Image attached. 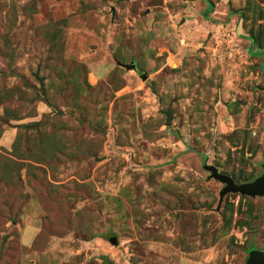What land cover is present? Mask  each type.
Masks as SVG:
<instances>
[{
    "label": "rangeland",
    "instance_id": "1",
    "mask_svg": "<svg viewBox=\"0 0 264 264\" xmlns=\"http://www.w3.org/2000/svg\"><path fill=\"white\" fill-rule=\"evenodd\" d=\"M259 52L264 0H0V264L264 252V197L202 168L263 172Z\"/></svg>",
    "mask_w": 264,
    "mask_h": 264
},
{
    "label": "water",
    "instance_id": "2",
    "mask_svg": "<svg viewBox=\"0 0 264 264\" xmlns=\"http://www.w3.org/2000/svg\"><path fill=\"white\" fill-rule=\"evenodd\" d=\"M125 68L128 70L136 69L135 65L125 66ZM146 77V75H143L142 79L145 80ZM164 114L166 116V126L169 127L172 120L171 112L169 110H166ZM260 165L263 171L262 174L252 182L245 184H235V182L230 177L219 174L215 167L207 165V159H204L202 168L210 172V175L214 180H217L225 185L223 190L219 194V201H221L223 196L227 193H238L240 195H245L251 198L264 197V163ZM111 243L113 245H116V239H111ZM246 264H264V252L257 249H251L248 253Z\"/></svg>",
    "mask_w": 264,
    "mask_h": 264
},
{
    "label": "trees",
    "instance_id": "3",
    "mask_svg": "<svg viewBox=\"0 0 264 264\" xmlns=\"http://www.w3.org/2000/svg\"><path fill=\"white\" fill-rule=\"evenodd\" d=\"M255 56H258V57H262V58H264V52H259V53H256V54H254ZM263 66V68H264V64L262 65ZM251 249H254L253 247L251 248ZM250 249V250H251Z\"/></svg>",
    "mask_w": 264,
    "mask_h": 264
}]
</instances>
